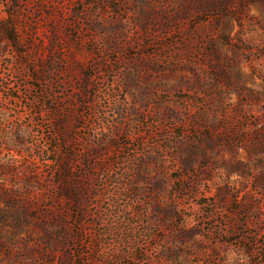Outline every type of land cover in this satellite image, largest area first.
Instances as JSON below:
<instances>
[{"label": "rangeland", "instance_id": "1", "mask_svg": "<svg viewBox=\"0 0 264 264\" xmlns=\"http://www.w3.org/2000/svg\"><path fill=\"white\" fill-rule=\"evenodd\" d=\"M0 264H264V0H0Z\"/></svg>", "mask_w": 264, "mask_h": 264}]
</instances>
